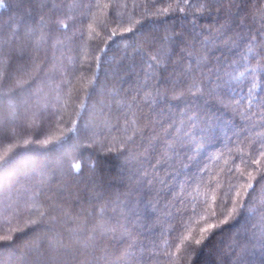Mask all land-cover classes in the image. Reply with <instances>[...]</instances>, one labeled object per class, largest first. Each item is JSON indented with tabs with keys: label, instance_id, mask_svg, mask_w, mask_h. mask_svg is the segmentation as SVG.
Listing matches in <instances>:
<instances>
[{
	"label": "trees",
	"instance_id": "16d2710c",
	"mask_svg": "<svg viewBox=\"0 0 264 264\" xmlns=\"http://www.w3.org/2000/svg\"><path fill=\"white\" fill-rule=\"evenodd\" d=\"M17 4L0 0V264H264V0Z\"/></svg>",
	"mask_w": 264,
	"mask_h": 264
},
{
	"label": "snow or ice",
	"instance_id": "6c2138e0",
	"mask_svg": "<svg viewBox=\"0 0 264 264\" xmlns=\"http://www.w3.org/2000/svg\"><path fill=\"white\" fill-rule=\"evenodd\" d=\"M32 4L34 5L35 4V0H31ZM28 3V0H18V4H17V7L19 10H21L24 15H32L33 12L35 11V8L34 7H25V4ZM183 10V9H181ZM14 35H18V33H14ZM181 43H184V41L182 40H177L176 42V46L179 47V45ZM186 47H191V46H187ZM181 54H186L187 56L189 57H192V52H186L185 49H181ZM152 60H155V57L151 58ZM152 63L149 62V67H152ZM257 67H262L264 68V65H261L258 61V64H257ZM251 72L253 74V77L255 76V72H256V68H251ZM187 73L189 75H191L192 73V69L191 67L187 70ZM146 75L148 76H151L150 73H146ZM244 74L241 73V76H243ZM240 77H237V79H239ZM256 83H255V79H253L251 81V85L248 89V94L249 96L252 95V92L253 90L256 88ZM145 87H147V84H145ZM182 94V93H181ZM156 95L159 96V92L158 90L156 91ZM249 105L251 106V101H249ZM262 155H264V152L261 153ZM9 163H11V160L9 157L7 156H4V157H0V167H4V166H7ZM77 168H79V165H76ZM249 187H251V185H249ZM107 206H111V203H109ZM127 210V211H125ZM118 215H122L124 219H129V215H136V211L134 209H132L131 205L130 204H125L123 206V208L120 209V212L118 213ZM100 221L102 223L98 224L97 225V228L100 229L101 231L107 229L109 227V225L105 222V216L102 214L100 217H99ZM111 219L113 221H115V226L118 228L120 226V220L117 218L116 215H114L113 217H111ZM216 227V225H209L208 228H205V229H202V232H207L209 231V229L211 228H214ZM112 230H115V228H113ZM10 239V238H9ZM206 239L205 236H201V238L199 239H196L195 240V244L196 245H201L202 242ZM52 262V258L49 256V257H46L43 253H41V251L39 249H36L35 250V255L32 257V260H31V264H51ZM20 264H28V261L27 259H23L21 260Z\"/></svg>",
	"mask_w": 264,
	"mask_h": 264
}]
</instances>
